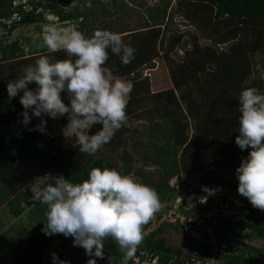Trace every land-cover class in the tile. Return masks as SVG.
Returning <instances> with one entry per match:
<instances>
[{
    "label": "trees",
    "instance_id": "16d2710c",
    "mask_svg": "<svg viewBox=\"0 0 264 264\" xmlns=\"http://www.w3.org/2000/svg\"><path fill=\"white\" fill-rule=\"evenodd\" d=\"M20 1L21 0H0V26L7 27L9 31H12L16 29L18 25L34 23L38 17H40L37 9H57L59 6L67 8L74 0H29L26 3V6L30 7L29 9H26L25 4ZM186 1L188 2V9L186 8V10L188 11H193L204 17L205 15L214 16V18L219 21H222L221 19L227 21L225 22V26L228 30H231V27H233V33H227L225 35L228 39L231 38V36L233 37V35L235 36V34L237 35L241 29H243L244 33L249 34L250 38L256 35L257 38L255 41L251 38L252 41L249 39L245 42V44L248 42L246 49L243 50L245 58L248 57V55L255 54L257 51L261 53L264 51L261 46L263 45L261 42L264 39V0ZM13 5H16V10H13ZM57 14L62 20H69L76 17L86 18L87 16V13L82 11H76L75 13L63 11L60 13L57 12ZM13 15H16L14 19H12ZM156 15L157 17H154V20H157V22L163 19V14L159 16V14L156 13ZM233 19H238L240 22ZM8 21H10V23H8ZM147 27L149 28L138 31L137 33L122 34L125 43L130 42L131 46L135 49V57L131 63L127 65L122 64L120 58L111 54L109 51V59L105 65L112 70L114 75L125 81L131 82L133 85L132 91L128 96L126 107L127 118L133 116L137 112L145 110L143 109V104L145 103L147 105L150 103L146 102L147 100H150L152 97H155L154 101L157 100L151 105L154 110L149 111L150 114H148L146 121L149 122L148 126L150 132L155 133V140H164L163 142L166 141L167 145L159 146L157 142L150 145L141 143L140 147L133 145L132 148H134L136 152L151 148L150 151H153L152 153L155 157L147 155L145 158L150 159L161 168L162 177H160V180L152 182L142 174L143 179L153 184V188L159 194L161 205L170 198L171 192L174 198L180 190L179 188L183 185L179 176L181 173L186 175L201 173L199 182L202 181L201 184L205 186L215 187L217 185H228L232 187V185H235L236 190H238L239 182L235 184V182L230 181L225 174L213 168L212 165L218 163L219 165L230 167L232 171H236L241 163V159L248 155V150L242 151L235 143V138L239 135L238 117L240 113L238 110V97L240 88L230 85L221 87L219 83L221 79L218 78V81H216L214 73L207 70L204 79L207 82V78L209 77V80L212 81L209 85L202 86V88L199 85L200 92L198 91L196 96L202 94V99L200 97V101L195 98L192 99L189 102V111L191 113L192 109H195L197 106L207 107L205 104L210 103L209 106L212 108V111L209 118L211 121L214 120L213 123L217 125V128L214 132L212 131L213 133H208L206 130L208 122L206 121L207 124L205 127L203 126L204 128H201L202 132L195 133L189 139H187V136H182V132L183 135H185V125L181 124L180 120L172 121V119H169V116L163 113L159 114L158 110L155 109L156 104H164L166 102L165 100H170L171 97L174 98L173 90L164 92L160 95L149 94V86L146 79H141L140 82H137V80L134 82L132 81L133 79L130 78L133 74H136L141 67L143 68V66H146L144 63H154L156 60L153 57L158 58L159 53L158 50H156V45L161 37L162 30L159 25L157 26L155 24ZM234 29H238L237 32H235ZM193 35L194 34H192V36ZM179 37H181L180 34L175 36V41H177ZM193 37L197 38L196 36ZM193 40L192 46L195 43ZM256 48H259V50H256ZM1 50V59L3 61L25 56L24 50L18 45L17 40L5 44L4 48ZM202 51L191 50V48L185 49V54L182 58L183 61H172L175 65V67L171 66V75L174 84L172 86L182 88L193 74L196 76L199 71H204L203 67L208 60L209 54L207 53L208 50ZM60 52L63 53L61 59L68 58L64 51L61 50ZM41 55H49L53 60H55L54 58L57 56L56 53L42 51L39 54L25 57V59H27L24 60L27 61L25 64H33ZM167 60L169 63L171 62L170 58H167ZM252 60L253 57L250 56V61ZM251 63L252 67L255 68L257 65L256 60L254 63ZM245 65L247 68L250 67V63L247 61ZM255 70L257 71L258 68ZM233 71L235 70L232 68L231 73ZM238 71H240L241 74L238 77L242 76L245 80L250 76L252 68L250 70H244V68L239 70L238 68ZM182 73H187L189 75H182ZM259 73L261 74V70ZM21 74L20 70L19 74L10 76L9 79L13 80ZM7 78L8 77H3L0 74V86L4 90V93L0 91V146L7 145L10 142H12L13 145H17L19 141L17 135L19 134L14 130L10 131L11 125L19 126V128L22 129L23 138L20 140L21 142L19 141L18 143V145L21 146L16 149L14 153L0 156V207L6 203L5 205L13 216H19L23 212L33 208L36 203L29 200L31 191L27 187L32 183L36 184L39 180L45 182L49 178L47 176L48 174L63 175L73 182H82L84 179L88 178L91 167L113 168V164L106 159L93 158L92 155L79 152V145L75 144V138L70 137L67 130L64 129L67 124V115L56 120L45 116L44 119L47 121L46 132L43 133L38 130H30L34 129L35 126L40 123V118L32 116L30 123L27 126L23 125L21 122L23 120V106L20 103L19 95L9 100ZM243 84V87L254 86L264 93V78L260 77L256 82H243ZM213 85H215L216 88L212 87ZM30 87H33V85H30ZM206 88L208 93H202ZM163 94H166L165 98L162 97ZM62 97L65 103L69 102L66 94H62ZM151 113L156 115H151ZM180 113L183 115V110ZM29 115H32L31 111H29ZM158 120L162 123L160 124ZM161 125H164L165 129L168 128L169 131L165 133ZM101 127V125L93 126L90 130V134H95ZM52 128L57 132L53 137L50 135ZM175 130H177V133H175ZM59 131H62L63 136L59 135ZM120 131L125 132L129 131V129L126 124H124L116 132ZM11 132L13 133L12 138H10ZM177 134L179 135L178 137ZM118 141L119 143H117ZM172 142L175 144H171ZM123 144H126V142L123 143L118 138L116 143H112L111 146L114 149ZM131 161V158H127L125 165L126 171L124 174H128L129 168L127 164ZM173 177H176L174 185L169 182ZM185 186L186 188H190L189 185ZM174 192H176V194H174ZM195 193H200V189H195ZM244 200L248 204L246 206L249 210L248 213L240 212L233 216H225L218 225V228L222 229L225 234L231 235L227 240L230 244L227 247L229 252L228 254L225 253L220 258L222 264H264V252H262L260 248L238 240L243 232L250 238H264L263 212L253 207L247 198ZM21 201L25 202L24 207H21ZM190 209H195L200 212L206 209V206L196 205L195 208L191 207ZM187 211L184 210L183 213L188 214ZM155 216H160V213H156ZM39 218L38 223L34 227L16 229L14 234L0 243V264H5L16 258H23L31 246L36 243L49 240H54L56 242L57 240H64L65 236L62 234H55L52 236L45 235L41 229L44 226L43 221L46 219V216L45 218ZM213 220L215 221L214 218H211L210 222H213ZM185 221L189 223L190 229L197 230L200 228V226H195L194 223L186 219ZM215 225H217L216 222H214L213 226L214 238L220 240L219 234L221 231H219ZM148 226L149 223L144 225L143 231L146 230ZM162 227L163 226L155 227L147 234L143 235V242L138 246L134 257L128 261V264H143V261L147 259L148 262L146 264H151L149 263L151 259L156 260L157 264H179L180 261L178 260V256L180 255V251L173 250L171 246L166 245L165 239L160 236ZM12 229L9 228L8 230ZM201 232L205 236L204 238H206L202 244L206 247H210L211 245L207 242L209 233L206 232L205 229H202ZM231 244H237L235 249L231 248ZM104 245V255L112 258L114 264H122L123 254L119 251L116 242L112 239H108L104 242ZM56 246L59 253H61L63 244H58ZM149 254L150 256H148ZM253 254H262V256L254 257L252 256ZM64 260L67 261V258L64 257ZM25 262L31 264L32 260L29 262L25 260Z\"/></svg>",
    "mask_w": 264,
    "mask_h": 264
},
{
    "label": "rangeland",
    "instance_id": "374dc122",
    "mask_svg": "<svg viewBox=\"0 0 264 264\" xmlns=\"http://www.w3.org/2000/svg\"><path fill=\"white\" fill-rule=\"evenodd\" d=\"M28 1L29 0L20 1L25 4L26 9L30 8L26 6ZM187 3L186 0H74L67 8H62L60 6L57 7V9L39 8L37 12H39L40 17H38L34 23L18 25L17 28L12 31H9L7 27L0 26V74L3 77H8L7 80L9 81L10 76L19 74L20 70L22 73V69L27 65L25 64L27 61H24L27 60L25 57L39 54L42 51L47 52V49L41 45L43 43L42 36L44 29L48 26L54 25L58 28H75L81 31L85 36H91L96 29H107L120 32L119 34L122 35L137 33L138 31L149 28L147 26L152 24L159 25L162 30L161 37L156 45V50H158L159 54L158 58L153 57L157 62L159 60L158 69L154 70V63L146 62L144 63L146 66H143V68L141 67V69L130 78L133 79L132 81L136 82L137 78L146 74L148 77L147 79L151 81L149 94L150 91H152L151 93L154 95H160L164 92L173 90L174 98L171 97L170 100H165L166 102L164 104L155 103L157 105H155V109L158 110L159 114L163 113L169 116V119H172V121L180 120L181 124L185 125V135H183L182 132V136H187V139H189L195 133L202 132L201 128H204L207 122V129L205 128L207 132H214L217 125H214V120L211 121L209 118L212 111V108L209 106L210 103L205 104L207 107L197 106L195 109H192L191 113L189 111V102L192 99L195 98L199 101L200 98L202 99V94L196 96L198 91L200 92V86L202 88V86L209 85L212 81L209 80V77L207 78V82L204 79L207 70L214 73L216 81H218V78L221 79L219 81L221 87L229 85L232 87L237 86L240 88L239 91L241 92L244 86L243 82L251 83L256 82L260 77L264 78L259 73L261 68H264V51L262 53L257 51L255 54L248 55V57L245 58L243 50H245L248 45V42L246 44L245 42L252 38H250L249 34L244 33L243 29H241L237 35L235 34V36L233 35V37L231 36V38L228 39L225 35L227 33H233V27H231V30H228L225 26V22L227 21L223 19L219 21L214 18V16L205 15L204 17L193 11H188L186 10ZM16 9V5H13V10ZM63 11H70L72 13L82 11L87 13V16L86 18L76 17L69 20H62L57 12L60 13ZM156 13H158L159 16L163 14V19L161 21L157 22V20H154V17H157ZM15 17L16 15H13L12 19ZM10 21H8V23H10ZM237 30L238 29H234L235 32H237ZM178 34H180L181 37L175 41V36ZM192 34L197 38L193 37ZM256 38L257 36L255 35L252 39L255 41ZM15 40H17L18 45L23 48L25 56L3 61L1 59V49L4 48L5 44L12 43ZM192 40L195 41L193 46ZM261 43L263 44L261 46L264 50V39ZM190 48L191 50H208L207 53L209 57L207 62L204 61L206 62L203 67L204 71H199L196 76L193 74L182 88L174 87L172 86L174 84L172 81L171 66L175 67L173 62L183 61L182 58L185 54V49ZM256 50H259V48H256ZM55 53L57 56L54 59L62 58V52L58 51ZM250 56L253 57L252 61H250ZM167 58H170V63ZM255 60L257 65L254 68L251 62L254 63ZM246 61L250 63L249 68L245 65ZM232 68L235 71L231 73ZM238 68L239 70L243 68L244 70H250L252 68V72L250 76L244 80L242 76L238 77L241 75ZM256 68H258L257 71L255 70ZM184 74L189 75L187 73ZM184 74L182 73V75ZM212 87L216 88L215 85ZM0 91L4 93L1 86ZM202 93L207 94V88ZM162 97L165 98L166 94H163ZM154 98L155 97H152V100H147L146 102H150L147 105L145 103L143 104V109L145 110L137 112L133 116L127 118L126 126L129 131L115 132L111 141L104 145L95 155H92L93 158H102L110 161L113 164V168L117 169L122 174L126 171L125 165L127 158H131L132 161L127 164L129 168L128 175L133 176L151 187H153V184L146 182L142 174L148 180L155 182L162 177V170L157 164H154L153 161L145 158L147 155L155 157L153 156V151H150L151 148L136 152L132 146L135 145L136 147H140L141 143L150 145L154 142H157L159 146L167 145L166 141L163 142L164 140H155V133L150 132L148 126L149 122L146 121L148 114H150L149 111L154 110L151 107V105L157 101H154ZM182 110L183 115L180 113ZM151 115L155 116L156 114L151 113ZM158 122H160V124L162 123L159 120ZM161 127L164 128L163 131L165 133L169 131L168 128H166L168 130L165 129L164 125H161ZM11 130L19 134L17 135L19 141L23 138V131L19 126L11 125L10 131ZM175 133H177V130H175ZM10 134V138H12L13 133L11 132ZM56 134L57 132L52 128L51 137ZM59 135L63 136L62 131H59ZM178 136L177 134V137ZM118 138L121 142H126V144L113 149L111 144L116 143ZM19 141L17 145H13V143L10 142L7 145L0 146V156L14 153L16 149L21 146L18 145ZM117 143H119V141ZM173 143L174 142L171 144ZM212 166L225 174L230 181L235 182V184L238 183L236 171H232L230 167L219 165L218 163ZM200 174L201 173H196L195 175V173H192L186 175L181 173L179 175L180 178H183L184 184L189 185L190 188L183 189L184 185H182L177 194L174 192V194H176L174 198L171 192L170 198L162 203V207L159 211L160 216H155L149 222V226L143 231V235L147 234L155 227L163 226L160 236L165 239L166 245L171 246L173 250L180 251V255L178 256V260L180 261L179 264H222L220 258L225 253L228 254L229 252L227 247L230 244L227 240L231 235L225 234L222 229L218 228V225L225 216H233L241 212L242 204L239 203V200L244 197L238 193L235 185H232V187L228 185L210 187L201 184L202 181L198 182L201 178ZM175 178L176 177H173L169 181L172 185L175 183ZM43 183V180H39L36 184ZM195 189H200L202 193H195ZM178 195L180 196L178 197ZM209 195L211 196L209 197ZM222 196L223 198H221ZM215 197L220 198L223 205L219 204ZM5 204L6 203L0 207V243L14 234L16 229L34 227L38 223L39 217L45 218L46 205L36 203L33 208L23 212L21 215L13 216L10 214ZM196 205H204L206 209L200 212L195 209H190L191 207L195 208ZM184 210H189L187 211L188 214L183 213ZM260 212L264 214V211L260 210ZM183 214L188 215V217L190 216V218L187 217V220H193V222H195L194 225H198L200 228L192 230L187 221L180 222L179 219H175L182 217ZM214 214H217V217H215L217 225H215V227L221 231L219 234L220 240L217 238L215 239L214 236L212 240L208 238L207 242L211 246L206 247L202 244L206 238H204L205 236L202 235L200 231L203 229L202 227H204L206 232L214 235L210 228L211 226H209L210 224H208L209 217ZM9 228L13 229L8 230ZM238 240L250 243L264 252V238H250L243 232ZM54 242L56 245L63 244L62 252L58 256L60 259L64 257L67 258L68 264H87L89 256L86 255L82 247L74 246L72 237H65L64 240H57V242ZM236 245L237 244H231V248L235 249ZM31 256L32 254H30V257ZM148 256H150V254ZM252 256L260 257L262 254H253ZM147 260H144L143 264H146L148 262ZM14 261L18 262V259L16 258L13 262ZM19 262L25 264L20 258ZM149 263L157 264L156 260L153 259H151ZM96 264H114V261L109 256L104 255L102 259L96 258Z\"/></svg>",
    "mask_w": 264,
    "mask_h": 264
},
{
    "label": "clouds",
    "instance_id": "9594fccd",
    "mask_svg": "<svg viewBox=\"0 0 264 264\" xmlns=\"http://www.w3.org/2000/svg\"><path fill=\"white\" fill-rule=\"evenodd\" d=\"M42 41L48 53L62 50L68 58L38 57L22 69L19 77L8 81V98L19 95L23 125L27 126L32 116L40 118V123L30 130L46 132L45 116L56 120L67 115L64 129L75 138L79 152L95 155L126 124L128 96L133 88L131 82L105 66L109 51L127 65L134 59L135 49L130 42L125 43L121 34L107 29H96L91 36H85L75 28L53 25L44 29ZM261 75L264 77V68ZM62 94L67 95L68 103ZM238 99L239 135L235 143L242 151L248 150L236 169L238 193L244 197L239 200L241 212H249L245 198L264 211V93L254 86L243 87ZM95 125L102 127L90 134ZM47 176L43 184L27 187L31 202L46 205L41 231L47 236L72 237L74 246L82 247L89 256L87 264L102 259L104 242L112 239L123 254L122 264H128L143 242V226L162 207L158 192L115 168L91 167L82 182L63 175ZM181 181L185 189L183 178ZM49 242L55 244L54 240ZM52 260L53 264H68L55 253Z\"/></svg>",
    "mask_w": 264,
    "mask_h": 264
},
{
    "label": "crops",
    "instance_id": "0c3cea01",
    "mask_svg": "<svg viewBox=\"0 0 264 264\" xmlns=\"http://www.w3.org/2000/svg\"><path fill=\"white\" fill-rule=\"evenodd\" d=\"M160 58V57H159ZM162 60V59H161ZM163 62V60H162ZM155 66H154V70L155 69H158V65H159V60L158 62L155 61L154 62ZM147 75H143V76H140L139 79H137V82H140L141 79L142 80H145L147 79ZM148 81V86L150 87L151 86V81L150 79H147ZM152 91H150V94ZM154 92V91H153ZM55 253L57 256H59V251L57 250L55 244L53 242H41V243H36L34 245L31 246V248L28 250L27 254L21 258L23 261H24V258L25 260H28V262L30 260H32V263L31 264H53V260H52V254ZM30 254H32V256L30 257ZM28 256V257H27ZM18 259V262L17 261H14L11 260L10 262H7L5 264H21L19 262V258ZM61 260H64L61 258Z\"/></svg>",
    "mask_w": 264,
    "mask_h": 264
},
{
    "label": "built area",
    "instance_id": "2783aa9c",
    "mask_svg": "<svg viewBox=\"0 0 264 264\" xmlns=\"http://www.w3.org/2000/svg\"><path fill=\"white\" fill-rule=\"evenodd\" d=\"M211 196V195H210ZM221 198H223V196L221 197ZM215 199L219 202V204H221V205H223V203H222V201H221V199L220 198H217V197H215ZM214 200V199H213ZM220 208V207H219ZM245 212H248V210H246ZM188 217V216H187ZM187 217H185L184 215H182V217H179V218H175V219H179V221L180 222H185V219H187ZM215 217H217V214H214V215H211L210 217H209V222H208V224H210L209 226H211L210 228H211V230L213 231V226H214V220H213V222H210V219L211 218H214L215 219ZM188 218H190V216L188 217ZM189 221V220H188ZM193 221V220H192ZM203 229H204V227H203ZM213 234L212 233H210L209 234V240H212V238H213ZM208 238H207V240H208Z\"/></svg>",
    "mask_w": 264,
    "mask_h": 264
},
{
    "label": "bare ground",
    "instance_id": "6f19581e",
    "mask_svg": "<svg viewBox=\"0 0 264 264\" xmlns=\"http://www.w3.org/2000/svg\"><path fill=\"white\" fill-rule=\"evenodd\" d=\"M24 262H25V260H24ZM25 264H28V263L25 262Z\"/></svg>",
    "mask_w": 264,
    "mask_h": 264
}]
</instances>
